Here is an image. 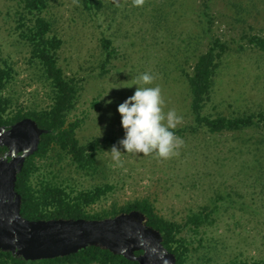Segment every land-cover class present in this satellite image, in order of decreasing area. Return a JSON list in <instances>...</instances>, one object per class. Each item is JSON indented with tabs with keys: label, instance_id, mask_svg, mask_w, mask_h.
I'll use <instances>...</instances> for the list:
<instances>
[{
	"label": "rangeland",
	"instance_id": "1",
	"mask_svg": "<svg viewBox=\"0 0 264 264\" xmlns=\"http://www.w3.org/2000/svg\"><path fill=\"white\" fill-rule=\"evenodd\" d=\"M203 1L143 0L135 6L133 0H106V8L96 17L83 12L77 0H57L49 18L64 43L60 66L84 87L69 122H80L77 138L82 144L100 141L96 173L84 176L64 163L66 169L56 174L57 181L67 180L77 190L112 186L91 212L148 199L162 217L185 223L190 213L219 205L215 220L199 236L204 239L201 253L210 251L212 264L253 263L264 260V166L260 170L254 163L252 132L236 136L187 132L178 136L183 140L178 155L168 159L126 154L120 148L122 166L106 152L125 135L118 105L139 86L160 87L163 112L175 110L182 118L175 130L194 125L186 73H192L208 48L205 24L199 20ZM212 7L213 34L231 49L205 114L230 117L264 111V53L242 40L248 35L264 37V0H216ZM16 9V0H0V47L18 72L9 93L15 107L46 109L51 104L48 90L35 82L28 49L15 34ZM104 40L113 43L108 63ZM144 73L155 77L152 84L139 79ZM48 162L36 161L42 168ZM41 174L53 180V173L43 169L35 182Z\"/></svg>",
	"mask_w": 264,
	"mask_h": 264
},
{
	"label": "trees",
	"instance_id": "2",
	"mask_svg": "<svg viewBox=\"0 0 264 264\" xmlns=\"http://www.w3.org/2000/svg\"><path fill=\"white\" fill-rule=\"evenodd\" d=\"M15 12L16 30L19 42L28 49L29 63L32 65L35 82L48 90L47 96L51 104L48 108L26 111L17 106L16 100L9 93V88L15 82L18 72L9 58L4 56L0 47V128H9L24 120H34L40 129L48 131L43 135L38 151L30 156L18 175L16 192L21 196V215L30 221L84 219L104 220L115 218L120 214L138 211L148 219V226L159 231L163 237V246L176 258L177 264H212L214 257L210 251L201 253L204 249V239L199 238L201 231L215 220L219 205L204 207L190 213L185 223H178L162 217L155 204L148 199H139L118 207L116 204L110 210L91 212L113 187L106 184L90 190H77L68 181H57V175L67 167H73L76 173L90 176L96 173L98 167V151L100 141L94 140L82 144L77 138L80 122H69L76 111L83 91L82 81L65 73L60 66V52L63 41L54 33L53 21L49 15L57 0H16ZM216 0H204L203 11L199 20L205 24L204 37L208 48L196 60L192 73H186L190 87L191 112L194 125L181 130H175V135L184 136L187 132L198 133L202 130L211 135H233L252 132L249 140L254 147V163L261 170L264 166V111L256 113H240L230 117L205 114L210 102L215 79L230 46L213 34L215 15L211 12ZM83 12L99 17L106 8V0H77ZM260 14H258L259 16ZM251 16V14H250ZM253 17L254 20L257 17ZM252 17V16H251ZM258 21V19H257ZM253 48L264 53V37L258 35L244 36ZM104 49L108 57L112 56V42L104 40ZM244 50V46H240ZM254 140V141H253ZM113 145L122 148L118 142ZM261 157V159H260ZM38 159L48 160L46 166L39 167ZM43 169L53 173V180L46 174L34 178ZM50 171V172H49ZM141 255L142 252L136 253ZM0 264H139L117 256L98 247H89L75 255L55 260L26 262L0 250ZM218 264V263H217ZM222 264H264V260L249 261L230 260Z\"/></svg>",
	"mask_w": 264,
	"mask_h": 264
},
{
	"label": "water",
	"instance_id": "3",
	"mask_svg": "<svg viewBox=\"0 0 264 264\" xmlns=\"http://www.w3.org/2000/svg\"><path fill=\"white\" fill-rule=\"evenodd\" d=\"M47 133L32 119L0 128V147L9 151L0 158V250L37 262L98 247L139 264H177L163 246L161 233L149 227L147 217L138 211L104 220L30 221L22 217V199L16 192L18 175ZM139 252L142 254L137 255Z\"/></svg>",
	"mask_w": 264,
	"mask_h": 264
},
{
	"label": "clouds",
	"instance_id": "4",
	"mask_svg": "<svg viewBox=\"0 0 264 264\" xmlns=\"http://www.w3.org/2000/svg\"><path fill=\"white\" fill-rule=\"evenodd\" d=\"M133 3L140 6L143 0H133ZM139 79L144 85H150L155 77L144 73ZM163 104L159 86H139L132 96L118 105L117 111L125 132L124 138L118 143L126 150V154L154 155L159 159L178 155L177 150L183 145V140L175 135L174 129L181 123L182 118L175 110H169L165 114ZM106 152L111 154V159L117 166H122L121 154L124 152L120 148L113 145Z\"/></svg>",
	"mask_w": 264,
	"mask_h": 264
},
{
	"label": "flooded vegetation",
	"instance_id": "5",
	"mask_svg": "<svg viewBox=\"0 0 264 264\" xmlns=\"http://www.w3.org/2000/svg\"><path fill=\"white\" fill-rule=\"evenodd\" d=\"M11 127H9V128H11ZM8 153H9V151H8V149L6 147H0V158H4ZM24 165H25V163H24Z\"/></svg>",
	"mask_w": 264,
	"mask_h": 264
}]
</instances>
